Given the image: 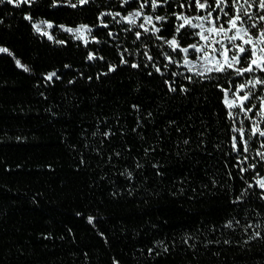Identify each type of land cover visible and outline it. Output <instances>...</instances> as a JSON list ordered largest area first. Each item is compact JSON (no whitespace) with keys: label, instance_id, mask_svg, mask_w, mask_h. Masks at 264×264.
<instances>
[{"label":"trees","instance_id":"trees-1","mask_svg":"<svg viewBox=\"0 0 264 264\" xmlns=\"http://www.w3.org/2000/svg\"><path fill=\"white\" fill-rule=\"evenodd\" d=\"M179 3L158 7L169 17L158 35H173L172 13L197 12ZM138 6L0 4V264H264L261 140L237 159L238 123L215 86L231 87L227 78L187 70L182 52L170 63L156 34L137 40L143 29L122 17ZM82 24L87 42L59 28Z\"/></svg>","mask_w":264,"mask_h":264},{"label":"snow or ice","instance_id":"snow-or-ice-1","mask_svg":"<svg viewBox=\"0 0 264 264\" xmlns=\"http://www.w3.org/2000/svg\"><path fill=\"white\" fill-rule=\"evenodd\" d=\"M14 4L19 6L21 3H32V0H0V4ZM90 0H76L75 3L72 0H52V6L56 7L60 3H67L70 7L76 8L78 5H86ZM132 2H138V7L132 11L127 12L126 15L122 17L130 25H136L137 19L139 17L143 18L142 23L138 25L141 31H135L134 35L137 40L141 38L143 34H156V39L163 40L165 44L171 49V53H163L167 60L176 64L178 61L174 58L172 53L179 56L181 52L185 55L183 56V63L189 66L190 69L199 64L196 68V74L199 76H204L206 73L218 72L223 75L228 80L231 87L225 88L223 85L217 83L215 86L221 89L224 93V104L227 105L229 111L227 113L229 118L234 115H239V112H234L232 109L238 108L240 112L245 113L248 120L254 121L247 138H245L244 133V120L240 121L241 127L234 128L233 131L239 133V138L237 136H232L231 144L232 150L237 153V159H239L243 153L249 152L251 148L252 137H264V128L259 127L260 121L256 120L257 116L264 118V96H257L254 89L257 86L264 87V0H180L179 7H192L193 4L197 10H203L204 15H198L195 20L198 23L193 22V18L189 17L185 12H175L172 15L177 21H182L174 27V33L170 38H165L158 35L160 32V27H157L153 21H168L169 17L167 15L161 16L157 15L156 11L161 5H167L169 0H120L121 5H128ZM213 3L215 7H213ZM150 7L151 12L145 13V7ZM249 8H257L259 11L257 13H250ZM213 13H216L214 16ZM223 13V17L220 15ZM113 18L120 16V13H110ZM100 17L106 15V13H99ZM27 19L31 20L30 16H26ZM226 18V19H225ZM48 26L51 27L50 22ZM101 23L105 28L107 24L101 20ZM146 25H151L147 27ZM227 25V26H225ZM64 28V25H60ZM198 29V31H193ZM88 30L90 32L88 25H80L79 28L73 29L68 28V32ZM37 32H40V28H36ZM125 31H132L130 28H125ZM111 35V32L108 33ZM181 36L185 39L189 36L199 37L196 43L185 45ZM219 37V39H217ZM51 38V37H49ZM92 39H97L92 37ZM199 41H204L200 44ZM238 41H240L238 43ZM59 43H64V41H59ZM147 48V44L144 45ZM189 49H192V54L195 55V59L189 58ZM9 50L4 47H0V52H8ZM149 61H153L154 58L151 55H147ZM89 59L94 58L93 54H89ZM103 59V57H100ZM16 63L19 65L20 61L17 60ZM122 64L128 63L127 60L121 59ZM132 67H139L140 65L133 62ZM156 68L157 72H160V68L155 64L152 65ZM167 66V65H165ZM21 67L26 66L21 65ZM115 66L110 65V70ZM261 73V75H255V73ZM151 75V73H149ZM246 74H253L251 78L245 79L242 83H235L233 77H241ZM55 73H51L49 78L54 76ZM172 75H178V73H172ZM191 80V76L185 77ZM165 83H168L165 81ZM169 90L175 92L177 89L169 85ZM180 91L186 92L187 88L180 86ZM243 93L242 95L240 93ZM231 94L232 99L228 97ZM259 99L261 103L257 106L253 103L254 100ZM135 107V106H134ZM253 109H256L253 112ZM248 113H253L252 116H248ZM108 135V133H104ZM187 143V141H185ZM261 148H264V141L260 142ZM257 155L260 156L261 161H264V152L259 149L256 150ZM119 155V153H117ZM244 160L248 157L244 156ZM257 167L256 163L248 164L247 168H241V171H247L248 168L255 169ZM131 175V173H129ZM259 175V173H257ZM258 185L261 189H264V177L260 178ZM251 187V185H249ZM243 196H238L237 201L241 200ZM235 202V201H234ZM92 221V217L88 218ZM232 221L227 222V227L232 226ZM237 223H239L237 221ZM260 236V233H256ZM227 243V241H225ZM167 250V248H165ZM151 251V249L149 250Z\"/></svg>","mask_w":264,"mask_h":264},{"label":"rangeland","instance_id":"rangeland-1","mask_svg":"<svg viewBox=\"0 0 264 264\" xmlns=\"http://www.w3.org/2000/svg\"><path fill=\"white\" fill-rule=\"evenodd\" d=\"M72 2H76V0H72ZM133 9H136V8H133ZM133 9H131V10H129V11H132ZM144 11H145V9H144ZM248 11H249L250 13H257L259 10H258L257 8H249ZM180 12H185L189 17H192L194 23H198V21L195 20V17H196V16H198V15H204V14H205V12H204L203 10H197V12H194V13H187L186 11H180ZM145 13H150V12L145 11ZM262 14H264V13H262ZM213 15L215 16V13H213ZM220 15H222V14L220 13ZM123 20H124V19H123ZM124 21H125V20H124ZM43 22H45V21H39V22L35 23V25H34L35 28H40V29H41L40 33H42V34H44V35H46V36H48V37H52L51 29L53 28V25L51 24L52 26L49 27V26H48V23H43ZM46 22H47V21H46ZM125 22L128 23L127 21H125ZM142 22H144V21H143V18H142V17H139V18L137 19V23L140 24V23H142ZM157 22H158V21H155V20L153 21V23H155V24H156ZM181 22H182V21H179V23H181ZM146 26H147V27H151V25H146ZM225 26H227V25H225ZM59 28H60L61 30L65 31V32H67V33H69V34L75 36V37L82 38L85 42H87V41L90 40V38H89V31H88V30H80V31H73V32H68V31H67L68 28L77 29V28H79V26H76V27H64V28L59 27ZM196 30L198 31V29H196ZM217 39H219V37H217ZM198 40H199V38H198ZM198 40H197V41H198ZM197 41L192 42V43H196ZM199 42H200V44H203V43H204V41H199ZM239 42H240V41H238V43H239ZM192 43H190V44H192ZM182 54H183V56L185 55L183 52H182ZM189 58H190V59H195V58H196L195 55L192 54V49H189ZM183 66H184L187 70H189V71H191V72H193V73L196 74V68L199 67V64H197L195 67H193V68H191V69H190L189 66L184 65V63H183ZM211 73H212V72H211ZM206 74H210V73H206ZM206 74H205V75H206ZM241 77H243V76H241ZM47 79H50V78H49V75L47 76ZM258 87L261 88V94H260L259 96H264V87L257 86V87L254 89V91L256 92V90L258 89ZM240 94L242 95L243 93L241 92ZM228 98H229L230 100L232 99L231 94L229 95ZM257 101H258V105H259V104L261 103V101H260L259 99H257ZM253 103H255V101H254ZM226 106H227V105H226ZM227 108H228V107H227ZM232 110H233L234 112H235V111L239 112V115H234V116H233V118L235 119V121L238 123L237 125H235L234 128H239V127H241L240 121H241V120H244V125H243V127H244L245 138H247L248 133H249V129L251 128V126H252V124H253L254 121H252V120H248V119L246 118V116H245V113L240 112L238 108H234V109H232ZM255 111H256V109H253V112H255ZM247 115H248V116H252L253 113H248ZM255 119L260 121L259 127L264 128V118H261V117L257 116ZM245 121H247V122L245 123ZM246 124H249V126L247 127ZM234 132H235V131H234ZM239 135H240L239 133L235 132V136H237V137L239 138ZM256 137H257L258 139H260L261 141H264V140H263L264 137H258V136H256ZM261 141H260V142H261ZM260 142H259V144H260ZM258 149H259L260 151L264 152V148H261L260 145H259V148H258ZM251 150H252V147L250 148V151H249V152H251ZM246 153H248V152H246ZM258 157H259V160L261 161L259 155H258ZM262 162L264 163V161H262ZM262 177H264V174L258 176V177L256 178V180H255V182H256V184H257L258 187H259V185H258V181H259V179L262 178ZM259 188H260V187H259ZM260 189H261V188H260ZM261 190L264 191V189H261Z\"/></svg>","mask_w":264,"mask_h":264}]
</instances>
